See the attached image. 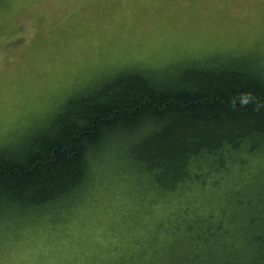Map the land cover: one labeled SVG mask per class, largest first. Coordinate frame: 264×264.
Instances as JSON below:
<instances>
[{"label": "rangeland", "instance_id": "rangeland-1", "mask_svg": "<svg viewBox=\"0 0 264 264\" xmlns=\"http://www.w3.org/2000/svg\"><path fill=\"white\" fill-rule=\"evenodd\" d=\"M214 58L225 64L234 58L236 67L248 61L264 75V0H0V149L16 157L29 150L68 100L117 74L177 73ZM99 161L96 177L40 218L0 221V264H250L264 258L258 218L264 203H253L247 214L246 200L264 188V155L248 169L235 164L220 184L207 176L209 184L180 204L154 200L145 169L115 143ZM224 197L234 198L230 207L239 217L223 215ZM190 219L199 222L194 230L185 227ZM221 222L238 237H196V230Z\"/></svg>", "mask_w": 264, "mask_h": 264}, {"label": "trees", "instance_id": "trees-1", "mask_svg": "<svg viewBox=\"0 0 264 264\" xmlns=\"http://www.w3.org/2000/svg\"><path fill=\"white\" fill-rule=\"evenodd\" d=\"M220 60L184 66L177 73L117 74L68 100L29 150L16 157L0 149V221L24 223L67 201L96 177L99 160L114 143L145 169L146 191L162 192L153 195L156 201L180 204L197 195L198 185L209 184L207 176H217L216 185L229 180L235 164L250 168L251 160L264 155V75L248 61L236 67L234 58L226 64ZM261 173L264 183V167ZM187 183L192 187L185 189ZM242 192L237 190L239 206ZM231 199L219 201L228 219L239 217ZM246 200L249 214L253 203H264V188ZM258 218L263 229L264 218ZM198 223L190 219L185 227L194 230ZM225 227L221 222L198 229L196 237H238ZM248 261L264 264V258Z\"/></svg>", "mask_w": 264, "mask_h": 264}]
</instances>
